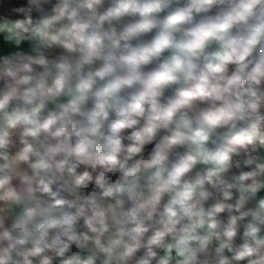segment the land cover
<instances>
[{"label": "clouds", "instance_id": "clouds-1", "mask_svg": "<svg viewBox=\"0 0 264 264\" xmlns=\"http://www.w3.org/2000/svg\"><path fill=\"white\" fill-rule=\"evenodd\" d=\"M0 45V264H264V0H25Z\"/></svg>", "mask_w": 264, "mask_h": 264}, {"label": "trees", "instance_id": "trees-1", "mask_svg": "<svg viewBox=\"0 0 264 264\" xmlns=\"http://www.w3.org/2000/svg\"><path fill=\"white\" fill-rule=\"evenodd\" d=\"M25 0H0V7H7L11 4H22Z\"/></svg>", "mask_w": 264, "mask_h": 264}, {"label": "crops", "instance_id": "crops-1", "mask_svg": "<svg viewBox=\"0 0 264 264\" xmlns=\"http://www.w3.org/2000/svg\"><path fill=\"white\" fill-rule=\"evenodd\" d=\"M0 47H3V45H0Z\"/></svg>", "mask_w": 264, "mask_h": 264}]
</instances>
